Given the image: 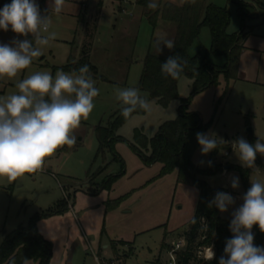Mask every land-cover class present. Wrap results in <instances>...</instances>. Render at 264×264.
Listing matches in <instances>:
<instances>
[{"label":"rangeland","instance_id":"1","mask_svg":"<svg viewBox=\"0 0 264 264\" xmlns=\"http://www.w3.org/2000/svg\"><path fill=\"white\" fill-rule=\"evenodd\" d=\"M164 1L170 0H157L159 4ZM180 1L175 0V3ZM206 1L228 10V32L242 30L244 33L240 42L244 54L236 77L226 81L219 75L217 84L191 96L187 104V109L196 111L203 124L208 123L204 133L212 132L223 141L212 157L210 152L202 155L198 145L191 160L198 169H204L210 160L219 164L220 172L211 175L197 173L196 179L205 181L212 188H224L223 192L235 198V204L229 206L227 212L216 208L220 217L231 218L232 212L242 205L244 195L240 178L239 188L231 187L233 177H239V174L230 167L242 166L233 142L241 137L249 142L251 137L253 145L257 139L264 143V0H242L251 3L243 19H240L232 0ZM36 2L41 15L51 17L49 33L45 35L55 33V38L44 48L42 59H39L41 56L34 58L33 63L14 78L0 77V98L18 93L16 83L35 72H49L55 76L66 63L68 54L76 55L81 42V25L75 1L65 0L59 15L52 11L53 0ZM128 11H131L130 7ZM132 15V11L131 15H127L119 10L113 13L111 8L103 7L97 17L88 61L96 75L104 79L98 80L95 85L99 95L94 98V110L74 130L76 145L59 148L46 159L42 171L25 174L11 183L7 178L0 177V242L5 233L19 224L25 225L30 216L52 206L64 196L68 197V209L72 205L71 210L77 214V219L68 212L63 216L46 217L38 225L36 223L50 243L51 262L54 264H108L112 259L119 264H166L167 250L178 240H184L183 233L188 230L198 197L195 184L192 181L177 182L175 170L158 177L160 163L147 167L132 151L130 143L134 128H142L143 133L150 137L158 124L176 116L179 99L189 97L191 91L188 77L179 78L178 97L166 106L140 91L151 102V110L133 113L115 131L123 138L113 144L121 162L111 161L112 154L108 150L96 155L94 127L106 125L110 115L121 107L115 98L116 90L135 87L143 56L148 50L166 54L168 48L161 45L163 51L159 53L155 42L162 34L168 39L173 35L172 24L159 21L152 28L144 16H140L134 26L123 29L120 23ZM161 24H165V28H160ZM25 38L33 39L31 34L28 37L19 36L10 28L7 32L0 30V44H11L14 39ZM208 47L209 32L202 27L187 53L194 55L198 52L201 56L206 55L211 63L223 64L225 58L211 55ZM172 101L176 103L173 105ZM248 127L252 130L251 136L246 130ZM256 158L259 161L255 160L256 169H251L249 188L251 180L264 182V155L257 153ZM224 165L229 167L223 169ZM107 174H119L111 189L91 193L98 190ZM119 196L123 199L115 207L105 209L108 199ZM252 232L254 244L264 247V236ZM162 241L164 248H160ZM194 244V258L190 264H205L204 257L212 247H196ZM33 262L37 264V261Z\"/></svg>","mask_w":264,"mask_h":264},{"label":"trees","instance_id":"2","mask_svg":"<svg viewBox=\"0 0 264 264\" xmlns=\"http://www.w3.org/2000/svg\"><path fill=\"white\" fill-rule=\"evenodd\" d=\"M232 1L236 4L240 19H243V16L247 15V8L251 3L242 0ZM9 3L11 0H0V9ZM137 3L140 4L142 14L152 28L156 26L158 20L172 24L171 39L174 40L175 47L171 50L168 49L164 55L148 50L141 60V72L135 87L162 106H166L172 99L177 98L179 79L162 75L160 65L166 62L169 57L179 54L187 60L181 76H186L191 80V91L189 97L179 99L176 116L158 124L152 136L147 137L142 128H134L130 147L144 164L160 163L158 177L175 170L177 182L192 181L198 190L193 218L188 230L183 233L185 247L175 253L176 264H190L194 258L192 251L195 248L192 247L194 243L196 247L203 245L214 249L215 258L205 264H219L220 257L225 256L226 240L233 237L229 230L232 217L222 218L215 206H209L215 193L225 191V189L212 188L205 181L196 179L197 173L211 175L220 172V166L210 160L212 166L207 164L204 169H198L192 162V155L199 145L196 133L204 132L208 123L203 124L196 111L187 109V104L191 96L217 84L219 75L226 81L236 77L239 55L242 50L240 42L244 33L242 30L228 32V10L224 6H218L206 0H195L194 3L192 0H181L179 3L164 1L155 10L148 8L147 0H138ZM202 27H206L209 32L208 52L213 56L224 57L225 62L222 65L211 63L206 55L201 56L198 52L194 55L187 53L188 47L197 39ZM89 48L90 44L86 41L83 42L79 48L78 58L74 59L71 54H68L66 63L60 69L71 73L87 64L95 82L104 79L96 75V71L88 61ZM143 112V110H138L135 113ZM126 121L127 119L121 115V108H118L110 115L106 125L98 124L94 127V135L97 140L96 155L103 154L105 150H108L112 154L111 161L121 162L113 149V144L115 141L123 140L121 136L115 134V131ZM249 143L252 144L251 137ZM215 153L216 149L210 151V157ZM256 161L259 159L256 158ZM230 169L239 174L245 194L249 189L248 178L251 169L239 165H232ZM118 176L119 174L106 175L102 178L98 190L91 193L94 194L99 189L110 190ZM122 199L123 197L119 196L113 200H107L105 209L115 207ZM67 209L68 197L64 196L52 206L30 216L25 225H18L4 234L0 242V264H13V262L14 264H23L24 259L35 260L38 264H48L51 246L37 230L36 223L39 219L61 214ZM252 230L264 236V232H261L258 226H253ZM196 239L197 242H195ZM164 245L165 243L162 241L160 248H164ZM225 258L227 257L225 256Z\"/></svg>","mask_w":264,"mask_h":264},{"label":"clouds","instance_id":"3","mask_svg":"<svg viewBox=\"0 0 264 264\" xmlns=\"http://www.w3.org/2000/svg\"><path fill=\"white\" fill-rule=\"evenodd\" d=\"M64 6L65 0H53L52 11L59 15ZM147 6L155 10L160 4L150 0ZM50 26L51 17L41 15L36 0H11L0 9V29L7 32L10 28L19 36L31 34L33 37L0 44V77H16L34 58L43 55L44 48L55 38V33L45 35ZM155 43L159 53L163 51L161 45L169 50L175 47L174 40L163 34ZM186 64L187 60L179 54L171 56L160 65L161 73L179 79ZM95 83L85 64L71 73L58 70L55 76L35 72L16 83L18 93L0 98V177L11 183L25 174L42 171L46 159L59 148L75 146L74 130L80 127L82 120L88 119L95 107L94 98L99 95ZM115 98L120 102L125 119L138 110H151V102L136 87L118 88ZM196 139L202 155L217 149L223 142L212 132H197ZM233 148L238 152L241 165L249 169H256L257 153L264 155V143L260 139L253 145L241 137L233 142ZM207 164L212 166L211 161ZM231 187L239 188V177H233ZM242 200V205L232 212L229 228L233 237L226 240L224 249L227 258L221 256L219 264H264V247L254 244L252 232L253 226L264 232V182L251 180V187ZM234 204L235 198L223 191L216 192L209 202V206H215L220 212H227ZM214 258L215 252L210 248L204 259ZM23 264H29V260L24 259Z\"/></svg>","mask_w":264,"mask_h":264},{"label":"crops","instance_id":"4","mask_svg":"<svg viewBox=\"0 0 264 264\" xmlns=\"http://www.w3.org/2000/svg\"><path fill=\"white\" fill-rule=\"evenodd\" d=\"M107 3V6H104V4ZM77 6H78V9H77V16H78V20H79V23L81 25V42L79 44V47L77 49V52H76V55L74 54V59H77L78 56H79V48L81 46V44L83 42H88L90 45H91V40L93 39V36L95 34V31H96V21H97V17L98 15L101 13L102 11V8L103 7H106V8H111L113 13L116 11V8L114 6V4H112V2L110 0H89V1H86L84 5H80L79 3H76ZM131 11L133 12V15L131 16V18L129 19H124L122 20V22L124 23H120L122 26H123V29H126L128 28L129 26H134L135 23L139 20V17L140 16H144L142 14V9H141V6L140 4L136 3L135 5L131 6L130 7ZM145 17V16H144ZM123 19V18H122ZM160 20L157 21V23L159 22ZM162 22V21H160ZM157 26V24H156ZM155 26V27H156ZM115 27V25L113 24V28ZM154 27V28H155ZM160 28H165V25L164 24H161ZM2 30V29H0ZM168 50V49H167ZM244 54V50L243 52L240 53V56H239V62H238V69H240V60H241V56ZM219 57V56H218ZM222 65V64H221ZM121 108V107H120ZM152 166V164L150 165H147V167H150ZM108 175V174H107ZM63 185V184H62ZM61 185V186H62ZM103 190V189H102ZM106 191H109V190H106ZM115 199V198H114ZM109 200V199H108ZM112 200V199H110ZM72 205H70L69 209H67L65 212L61 213V214H56V215H52V216H49L47 218H50V217H58V216H63V215H66L68 212H70L71 214L73 213L72 210H71V207ZM72 217L75 219H77V214L76 213H73ZM45 218H42V219H39L37 221V225L38 223H40L42 220H44ZM21 225V224H19ZM18 226V225H17ZM16 226V227H17ZM15 227V228H16ZM14 229V228H13ZM12 229V230H13ZM37 230L39 231V233L43 236L44 238V234L42 233L41 229H39V227L37 226ZM6 234V233H5ZM4 236V235H3ZM3 238V237H2ZM46 239V238H45ZM47 240V239H46ZM35 261V260H34ZM52 261V256L50 257L49 261H48V264H54L51 262ZM29 264H36L35 262H33V260H29ZM38 264V262H37Z\"/></svg>","mask_w":264,"mask_h":264},{"label":"built area","instance_id":"5","mask_svg":"<svg viewBox=\"0 0 264 264\" xmlns=\"http://www.w3.org/2000/svg\"><path fill=\"white\" fill-rule=\"evenodd\" d=\"M76 3H79L81 6L85 4L86 1L89 0H72ZM112 3H114V6L116 10H119L123 14L131 15V11H128V7H131L137 3L138 0H111ZM184 239V236H183ZM185 243L184 240H178V242H175L171 248H169L168 251V261L166 264H176L175 260V253L176 251L183 250L182 243ZM209 247V246H206ZM108 264H119L117 260L112 259L109 261Z\"/></svg>","mask_w":264,"mask_h":264},{"label":"water","instance_id":"6","mask_svg":"<svg viewBox=\"0 0 264 264\" xmlns=\"http://www.w3.org/2000/svg\"><path fill=\"white\" fill-rule=\"evenodd\" d=\"M39 59H42V56H41ZM246 130H247L248 134H251V133H252V130H251L250 127H248ZM228 167H229L228 165H224V166H223V169H226V168H228Z\"/></svg>","mask_w":264,"mask_h":264}]
</instances>
